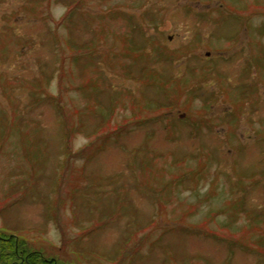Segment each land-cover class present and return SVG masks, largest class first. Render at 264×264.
Wrapping results in <instances>:
<instances>
[{
    "label": "rangeland",
    "instance_id": "rangeland-1",
    "mask_svg": "<svg viewBox=\"0 0 264 264\" xmlns=\"http://www.w3.org/2000/svg\"><path fill=\"white\" fill-rule=\"evenodd\" d=\"M0 230L54 264H264V0H0Z\"/></svg>",
    "mask_w": 264,
    "mask_h": 264
},
{
    "label": "trees",
    "instance_id": "trees-1",
    "mask_svg": "<svg viewBox=\"0 0 264 264\" xmlns=\"http://www.w3.org/2000/svg\"><path fill=\"white\" fill-rule=\"evenodd\" d=\"M64 71L66 72V70H64ZM65 72H64V74H65ZM79 87L83 88L85 86L83 85V86H79ZM59 105L62 108H64L63 103H60ZM106 122L107 121H105V123ZM113 132H116V131H109L108 134L105 135L106 137L104 139L108 138L111 134H113ZM95 142L96 141H94L93 143H95ZM67 150H68V152H70V150H71L70 145H69V147L67 146ZM1 234H4V235H1ZM0 238L3 240H6V241H4L5 243L2 246H0V257L2 255V256H6V257H10V258L16 257V259H17L15 261L13 260V262H10V263L3 262V264H11L14 262L15 263L19 262L18 264H20V263L21 264H54L53 260L52 261L48 260L43 255H41L38 251L33 250V249L27 250L26 246H28L29 241L23 237H19L18 241L16 242L15 236H8V234L6 232H4L3 230H0ZM17 248H19L20 250H18Z\"/></svg>",
    "mask_w": 264,
    "mask_h": 264
},
{
    "label": "water",
    "instance_id": "water-1",
    "mask_svg": "<svg viewBox=\"0 0 264 264\" xmlns=\"http://www.w3.org/2000/svg\"><path fill=\"white\" fill-rule=\"evenodd\" d=\"M169 25V23H167ZM185 114L181 115V116H184Z\"/></svg>",
    "mask_w": 264,
    "mask_h": 264
}]
</instances>
